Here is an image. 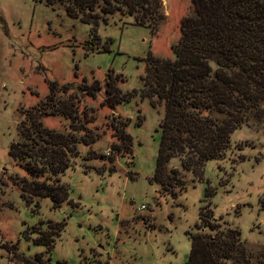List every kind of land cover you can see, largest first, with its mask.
<instances>
[{"label":"rangeland","instance_id":"rangeland-1","mask_svg":"<svg viewBox=\"0 0 264 264\" xmlns=\"http://www.w3.org/2000/svg\"><path fill=\"white\" fill-rule=\"evenodd\" d=\"M192 4L0 0V264H189L195 235L232 249L218 264H264V122L233 132L218 159L175 157L154 180L165 108L145 95L146 67L174 61ZM46 131L71 150L69 169L41 179L68 188L58 209L23 197L36 157L10 155L44 148Z\"/></svg>","mask_w":264,"mask_h":264},{"label":"trees","instance_id":"trees-1","mask_svg":"<svg viewBox=\"0 0 264 264\" xmlns=\"http://www.w3.org/2000/svg\"><path fill=\"white\" fill-rule=\"evenodd\" d=\"M192 5L193 16L181 22L174 61L151 59L146 67L145 95L154 108H165L156 182L173 158L181 157L184 168L201 167L223 154L233 132L252 119L264 122V0H193ZM113 97L110 107L123 102L117 93ZM44 134L49 138L44 148L23 144L10 155L36 157L20 178L23 197L49 199L58 209L69 197L68 188L58 179H41L48 171L57 178L69 169V139L62 145V135ZM130 140L122 132L126 149ZM213 240L192 236L189 264H218L219 256L228 260L232 249ZM41 245L49 247L45 241Z\"/></svg>","mask_w":264,"mask_h":264},{"label":"built area","instance_id":"built-area-1","mask_svg":"<svg viewBox=\"0 0 264 264\" xmlns=\"http://www.w3.org/2000/svg\"><path fill=\"white\" fill-rule=\"evenodd\" d=\"M106 155L108 157H110L112 155V153L109 151V152L106 153ZM145 210H147L146 206H142L141 209H140V211H145Z\"/></svg>","mask_w":264,"mask_h":264}]
</instances>
